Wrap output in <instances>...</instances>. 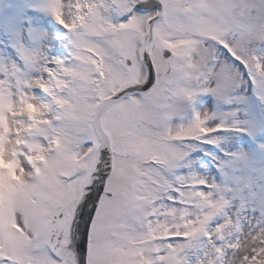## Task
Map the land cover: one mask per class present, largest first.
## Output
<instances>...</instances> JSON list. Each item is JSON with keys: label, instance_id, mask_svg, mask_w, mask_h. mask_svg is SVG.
Wrapping results in <instances>:
<instances>
[{"label": "snow or ice", "instance_id": "snow-or-ice-1", "mask_svg": "<svg viewBox=\"0 0 264 264\" xmlns=\"http://www.w3.org/2000/svg\"><path fill=\"white\" fill-rule=\"evenodd\" d=\"M0 264H264V0H0Z\"/></svg>", "mask_w": 264, "mask_h": 264}]
</instances>
